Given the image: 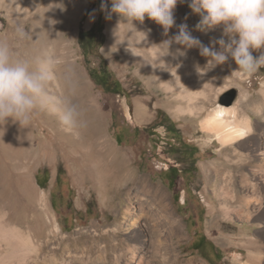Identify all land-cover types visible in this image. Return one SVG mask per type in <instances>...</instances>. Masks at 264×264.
<instances>
[{"label": "rangeland", "instance_id": "obj_1", "mask_svg": "<svg viewBox=\"0 0 264 264\" xmlns=\"http://www.w3.org/2000/svg\"><path fill=\"white\" fill-rule=\"evenodd\" d=\"M101 3L102 0H0V39H6L22 59H54L56 80L51 88L55 94L59 95L56 83L68 85L75 81L77 86H87L93 104L101 108L100 141L107 153L105 160L97 154L96 114L90 106L81 108L92 123L83 131L86 142L82 150L90 151L93 158L74 155L67 133L60 136L58 132L57 117L47 112H34L31 126L27 125L24 132V144L17 142L8 123L0 125V159L8 164L7 185L1 183L6 175L0 172V196L10 203L5 210L16 213L23 221L37 222L43 218L36 212L38 207L21 191L27 188L30 196L41 193L62 231L74 241L81 235L89 240L94 226H113L127 206L135 207L136 214L148 215L146 221L151 226L166 227L163 217L168 205L185 231L180 248L175 244L182 264L189 260L201 264L245 263L246 249L221 245L216 241L218 235L209 233L213 226L231 236L244 231L264 247V205L263 210H253L248 223L219 219L215 225L211 209L222 202L215 193L223 186L225 190L229 177L219 179V189L214 171H203L202 166L227 153L233 162L241 156L242 171L247 176L235 173L234 189L252 196L251 185H261L258 176L251 173L249 161L264 147V138L224 147L202 128V122L219 107H228L248 119L259 133L264 132V67L241 76L235 72L238 65L231 58L224 64L208 66L210 58L201 55L199 47L189 50L175 42L169 50L159 46L176 35L178 27L165 35L161 25L146 18L143 23L133 22L134 29L117 14L108 18ZM189 3L190 0L178 3L174 12L176 25L187 24L193 37L212 47V41L222 35V26L207 32L198 30L201 17L192 12ZM101 15L104 44L97 49L85 48L82 36L98 23ZM17 28L23 30L24 37L17 34ZM215 47L219 49V45ZM253 55L260 52L254 51ZM157 58H162L163 64ZM67 73L71 76L68 81ZM157 74L167 82L169 91L158 82ZM101 76H105L106 87L96 81ZM33 138L34 145L30 143ZM2 139L11 144L10 148L4 149ZM99 162L109 167V178L117 182L115 208L108 205L99 188L101 179L95 170ZM170 168L175 169L173 174L169 173ZM127 169L135 172L137 178L129 173L123 181ZM24 174L31 179L21 187L19 180ZM147 183L157 193H149ZM227 190L231 194L232 190ZM263 193L259 188L258 194ZM205 238L215 248L203 244L201 252L197 251ZM84 249L86 242L70 248L72 252ZM152 249L150 244L145 249L150 258ZM158 260L152 259L153 264H159Z\"/></svg>", "mask_w": 264, "mask_h": 264}, {"label": "bare ground", "instance_id": "obj_2", "mask_svg": "<svg viewBox=\"0 0 264 264\" xmlns=\"http://www.w3.org/2000/svg\"><path fill=\"white\" fill-rule=\"evenodd\" d=\"M188 49L192 50L193 47ZM157 62L163 64L162 58H157ZM70 78L71 76L67 73V81ZM156 78L163 88L168 91L170 90L169 86L166 84L167 82L164 81L161 75L157 74ZM56 84L59 95H71L73 102L80 105V108L84 110L89 109V106L91 108L93 107L92 110L94 109L96 114L94 119L97 129V140L94 144L99 148L97 151L98 156L105 160L107 158V153L103 150L100 141L101 130L103 128L101 108L97 104H93L94 99L91 98L87 86H77L75 81H71L68 85L64 82L62 85ZM82 119L85 122V127L81 130V135L77 138L67 133V142H69L74 155L83 154L93 158L90 151L82 150L86 142L83 131L91 127V119L84 115H82ZM7 123L13 129V133L16 134L17 142L20 144L27 143V139L24 135L27 126H21L19 122H14L11 118ZM29 125L31 126V123ZM56 127L60 136L65 134L59 120L56 122ZM202 128L213 135L224 147L241 144L243 141L255 142L264 138V132L259 133L254 129L248 119L241 118L237 110H231L228 107H219L216 109L208 118L203 120ZM3 131H5V129ZM1 141L3 142L4 149L10 148L11 144L9 146L7 140L2 139ZM34 142L33 138L30 143L34 145ZM1 155L0 151V156ZM3 155L6 156L5 152ZM228 156V153L221 155L216 161L202 166L203 171H214L218 186L220 184L219 179L222 177H229V183L226 185L227 187H225V190L224 186L221 189L219 186L218 188L220 191L215 193L217 199L222 198V202H217L211 209L214 223L217 222L215 225L219 223V219L228 222H234L236 219L242 224L248 223L252 217L251 214L253 210H263L262 206L264 205V193L258 194L259 188L261 192L262 190L264 191V147L261 146V149H259L255 155L256 158L249 161L251 173L258 176L257 179L261 185H259L260 187L255 184L251 185L252 196L248 193V195H241L234 189L235 173L240 174L241 177L244 178H246L247 175L242 171V163H244L243 158L240 156L236 162H233ZM245 162L247 163V161ZM0 163H2V167L0 165V172L6 175V177L4 176V178L1 179V183L7 185L9 182L7 177L8 164L6 160L1 161V159ZM95 170L98 173V177L101 179L99 188L103 191L108 205L115 208L116 194H118V192L115 194L117 182L109 178L111 176V171L109 167L102 162L96 164ZM126 172V174L124 173L122 175L124 176L122 178L123 181L129 178V173L137 178L136 173L130 169H127ZM30 179L28 174L21 175L19 180L21 187L23 184L25 186V183ZM146 188L149 193H157V189L148 183L146 184ZM228 188L232 190L231 194L230 191L227 190ZM26 189L24 188L21 192L26 198H30L34 201L36 208L38 207V211H36L37 214L43 218L37 220V222L23 221L16 213L13 214V212H7L5 210L6 204L8 206L10 203L8 201H3L5 197L2 198L0 196V264H153L152 259L154 258L159 259V264H182V256L175 248V244L180 248L181 242L185 238V231L181 220L176 217L175 213L172 212L168 205H165V215L163 217V220L167 224L166 227L160 226L159 224L151 226L146 221L150 218L148 215L136 214L134 212L136 209L135 207L131 208L127 206L126 212H123V216L121 215L118 217L113 226H94L92 233L89 235V240H85V238H83L84 236L81 235L73 241L62 231L58 220L50 210L45 195L36 193L30 196L31 194L29 195L26 193ZM43 219V222H39ZM213 227V230H210L209 234L212 236L217 234L218 237L216 241L218 243L226 246L233 245L237 248L247 250V261L243 264H262L264 247L253 241L247 233L243 231L235 236L225 235L218 226L216 228L215 226ZM123 236H126V238H122ZM85 242L86 249L83 251L78 252L79 250H74L75 252H72L70 250L71 246L76 247ZM149 244L153 247L152 250H154L152 258L148 257L145 253V249ZM171 255H173V258ZM185 264L201 263L189 260Z\"/></svg>", "mask_w": 264, "mask_h": 264}, {"label": "clouds", "instance_id": "obj_3", "mask_svg": "<svg viewBox=\"0 0 264 264\" xmlns=\"http://www.w3.org/2000/svg\"><path fill=\"white\" fill-rule=\"evenodd\" d=\"M181 2L111 0L109 10L108 0H102L101 9L108 12V18L117 14L133 28V22L143 23L146 18L161 25L165 35L178 27V33L159 46H167L169 50L175 42L187 48L199 47L201 55L210 58L208 66L224 64L231 58L238 65L235 72L241 76H249L264 67V0H190L192 12L201 17L196 26L198 30L207 32L222 26V35L212 41V47L193 37L187 24L176 25L174 12ZM17 34L25 36L20 28ZM254 51L260 55L254 56ZM55 80L54 59H22L6 39H0V125L11 118L27 126L34 112L43 111L56 116L62 130L78 138L85 127L82 110L71 95H57L52 91Z\"/></svg>", "mask_w": 264, "mask_h": 264}, {"label": "trees", "instance_id": "obj_4", "mask_svg": "<svg viewBox=\"0 0 264 264\" xmlns=\"http://www.w3.org/2000/svg\"><path fill=\"white\" fill-rule=\"evenodd\" d=\"M102 19H103V15H101L100 17V20L98 21L97 24H95L91 30L87 31V32H84L83 36H82V39H83V44L85 46V48L87 47L86 44L84 43L85 42V38L88 37V36H91L94 34V32L98 29L99 30V34H98V45L97 47L100 48L103 46L104 44V36H103V28H102ZM92 77L94 78V74H92ZM105 76H101L100 79H96V81L99 83L100 86L102 87H106V84L103 82V79H104ZM115 87L118 88L119 87V84L116 83L115 84ZM169 173L170 174H173L175 169L174 168H170L169 170ZM175 177H173V180H174ZM60 180V173H59V176L57 178V181ZM203 244H206L208 246H210L211 248H215V246L209 241L207 240L206 238L204 240H202L199 244V247L196 248L197 251L201 252V248L203 246Z\"/></svg>", "mask_w": 264, "mask_h": 264}, {"label": "flooded vegetation", "instance_id": "obj_5", "mask_svg": "<svg viewBox=\"0 0 264 264\" xmlns=\"http://www.w3.org/2000/svg\"><path fill=\"white\" fill-rule=\"evenodd\" d=\"M98 34H99V30L97 29L93 35L88 36L85 38V44L87 46V48L89 49H97V45H98Z\"/></svg>", "mask_w": 264, "mask_h": 264}]
</instances>
